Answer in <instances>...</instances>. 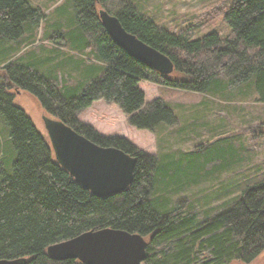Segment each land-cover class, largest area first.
<instances>
[{"label":"trees","instance_id":"16d2710c","mask_svg":"<svg viewBox=\"0 0 264 264\" xmlns=\"http://www.w3.org/2000/svg\"><path fill=\"white\" fill-rule=\"evenodd\" d=\"M107 1L69 0L63 11L65 24L59 19L52 25L54 33H47L54 48L42 55L33 51L25 60L10 57L20 45L35 43L45 14L31 0H0V61H6L3 68L11 86L35 97L46 116L62 120L98 145L117 147L136 159L132 182L125 189L107 196L94 194L58 161L50 139L14 102L4 81L0 115L14 154L11 171L2 170L0 163L4 174L0 179V259L85 264L78 258L52 260L47 248L83 232L110 227L141 234L148 241L147 264L253 261L264 250V179L240 188L234 202L210 216L199 218L195 210L180 205L167 208L165 200L159 201L163 196L159 186L168 185L175 175L187 176L190 169L199 176L204 165L185 164L182 156L191 153L158 159L125 137L100 134L78 115L104 100L116 104L128 124L138 129L178 123L163 98L145 100L139 87L142 80L200 93L237 88L246 93L250 88L256 101L264 103V0H230L224 12L228 32L211 31L198 38L160 26L131 0H122L113 10ZM102 10L116 15L128 32L165 54L174 65L171 74L151 69L116 44L102 25ZM58 47L81 53L91 47L89 56L98 62L60 57ZM227 157L221 154V166Z\"/></svg>","mask_w":264,"mask_h":264},{"label":"rangeland","instance_id":"374dc122","mask_svg":"<svg viewBox=\"0 0 264 264\" xmlns=\"http://www.w3.org/2000/svg\"><path fill=\"white\" fill-rule=\"evenodd\" d=\"M121 1L108 0L107 5L114 9ZM131 1L146 15L153 16L157 24L175 34L188 31L193 38H198L211 31L228 32L224 12L230 0ZM31 2L43 10L45 19L35 33V43L20 45L10 59L22 56L29 60L33 51L42 55L44 51L53 49L55 44L47 35L54 33L56 28L52 25L57 20L63 19L65 24L67 15L63 11L70 4L69 0ZM90 48L81 53L69 47H58L62 52L60 57H81L87 60L86 63L96 64L98 61L89 56ZM5 63L0 61V85L4 81L7 83L5 87L14 96V102L26 111L40 132L49 139L43 120L47 113L35 97L11 86L3 68ZM139 87L145 92L147 102L163 98L173 109L178 123L172 126L161 124L153 130L138 129L128 124L116 104L104 100L95 101L81 111L78 119L104 136L125 137L138 149L158 159H178L183 153H191L182 156L185 164L194 161L196 165H204L199 176L190 169L187 176L175 175L169 179L168 185L159 186V190L163 191L159 201L165 200V207L180 205L183 209L195 210L199 218H203L221 210L224 204L234 202L239 197L240 188L264 179V103L256 101L254 90L247 88L246 93H241V89L237 88L200 93L149 80L140 81ZM3 118L0 115V163L5 168L1 169L9 172L14 149L8 140ZM221 154L225 157L230 154L223 159L224 166H221ZM1 169L0 179L4 176ZM232 264H264V250L249 263L234 260Z\"/></svg>","mask_w":264,"mask_h":264},{"label":"water","instance_id":"95a60500","mask_svg":"<svg viewBox=\"0 0 264 264\" xmlns=\"http://www.w3.org/2000/svg\"><path fill=\"white\" fill-rule=\"evenodd\" d=\"M100 20L111 39L128 54L166 75L173 62L160 51L128 32L116 15L100 11ZM58 161L85 188L99 196L125 189L133 179L136 159L114 146H101L78 133L62 120L43 116ZM148 241L139 233L110 227L91 230L54 243L47 248L55 261L81 259L85 264H147ZM25 257L0 259V264H27Z\"/></svg>","mask_w":264,"mask_h":264},{"label":"bare ground","instance_id":"6f19581e","mask_svg":"<svg viewBox=\"0 0 264 264\" xmlns=\"http://www.w3.org/2000/svg\"><path fill=\"white\" fill-rule=\"evenodd\" d=\"M112 10H113V9H112ZM137 12H138V11H137ZM79 27H80V26H79ZM83 31H84V30H83ZM170 74H171V73H170ZM170 74H169V75H170ZM174 74H175V73H174ZM164 77H165V76H164ZM261 134H262V133H261Z\"/></svg>","mask_w":264,"mask_h":264}]
</instances>
